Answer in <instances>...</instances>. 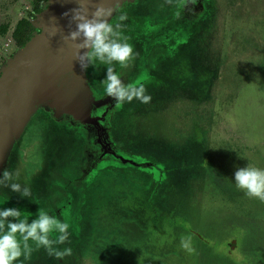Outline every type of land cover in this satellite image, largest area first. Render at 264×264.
<instances>
[{"label":"flooded vegetation","instance_id":"1","mask_svg":"<svg viewBox=\"0 0 264 264\" xmlns=\"http://www.w3.org/2000/svg\"><path fill=\"white\" fill-rule=\"evenodd\" d=\"M263 1H240L242 16L248 13L258 18V32L262 31L258 39L261 40H264ZM214 5V0H172L171 4L167 0H137L131 7L120 10L110 21L117 23L120 14L127 17L121 23L130 22L132 27L145 20H157L155 26L146 24L141 42L136 39L133 41L136 34L140 35L136 30L122 32L121 42L132 44L134 51L141 45L144 48L143 79L135 82L138 79L134 78L135 61L127 69L112 65L125 84H143L146 87L147 94L152 97L149 104L134 99L117 109L113 98L108 97L104 87L100 86L109 67L100 63L101 68L96 67L88 74L93 95L98 101L94 115L100 117V125L78 124L74 122L75 113L71 117L69 112L62 116L47 110L33 115L9 167L11 172L19 170L18 182L31 189L30 201L20 197L10 205L21 210L24 202L31 204L34 208L32 216L22 211L29 220L36 217L39 208L62 221L68 220L70 243L58 247H71L73 253L70 257L58 260L49 257L44 251L39 264H123L118 256L122 253L120 250L131 240H140L138 232L145 233L144 228H141L143 225L138 222L140 217H137L135 208L137 202L141 207L143 185L136 187L139 177L135 173L150 168L157 172L153 180L161 183L158 193L162 195L167 192L166 188L174 192L177 180L173 179L172 182L170 178L174 174L169 176L171 170L157 166L152 159L145 157L147 146L138 140L140 131L135 124L144 119L146 110L153 108L158 118L167 121L166 125L172 132L168 137L173 141L171 144L174 143L175 148L179 149L184 131L177 130L181 118L175 122L174 112L183 116L186 109L181 107L175 110L176 102L167 104L168 99L173 94H179L186 100L211 101L216 85H221L216 82L225 78L220 65L223 56L202 55L199 39L208 37ZM34 7L33 0L30 18L22 19L32 22L43 11L42 8L41 12L36 13ZM22 19L17 22L14 31ZM7 31V26H2L0 34H6ZM39 32L40 29L36 28L32 37ZM11 40L16 48L24 47L19 46L12 36ZM13 57L12 52L10 59ZM4 59L6 61L2 59L0 63L2 67H6L5 62L9 58L5 56ZM182 61L186 62L185 69L190 70L189 79L193 78L190 86L194 82L191 89L197 98H192L190 88L185 89V85H180L178 77L183 70ZM256 63L255 69H251L256 75L235 90V120L224 121L226 125L216 132L223 140L215 143L214 134L204 132V128L193 123H190L191 131L187 133L192 134L191 143L194 131L199 129L201 135L196 144L201 143L203 148V168L201 171L195 168L190 171V199L193 205L198 208V205L217 204L224 211L232 213V217L210 242L204 264H264V202L246 196L244 191L236 188L234 181L237 168L248 165L264 170V62ZM2 67L0 78L4 72ZM134 104L141 111L134 113ZM100 128H104L103 131ZM103 133L105 141L107 139L109 142L110 154L106 152L108 148L100 145L99 139L103 141ZM74 141H79L82 149L68 152L66 146ZM163 144L162 148L165 149L168 145L165 142ZM74 157L78 158V162L74 161ZM128 166L133 171L126 173L123 169ZM181 179H178L180 187ZM52 198L54 201H51ZM118 198L122 204L117 205L112 201ZM101 199L106 203L101 204ZM178 255L175 256L179 260L178 264H184V256ZM146 256L144 259L155 264H166L161 256L155 257L151 253Z\"/></svg>","mask_w":264,"mask_h":264},{"label":"rangeland","instance_id":"2","mask_svg":"<svg viewBox=\"0 0 264 264\" xmlns=\"http://www.w3.org/2000/svg\"><path fill=\"white\" fill-rule=\"evenodd\" d=\"M240 1L214 0V17L208 29V37L206 39H199V48L203 50L202 55L206 57H210L211 54H214L215 57L223 56L220 65L221 73L225 78L216 82V84L221 85L218 87L216 85L211 101L207 103L186 100L184 97H179V94H173V97L167 101V104L171 105L176 102L175 110L181 107L186 109L183 111V116H180L177 111L174 112L175 122H178V119L181 118L179 126L182 129L178 127L177 130L184 131V134H181L182 143H180L179 149L175 148L174 143L171 144L173 141L168 136L172 135V132L170 127L166 125L167 121L165 118L162 120L158 118L153 108L146 110L143 113L144 119L137 121L135 124L136 128L140 131L138 140L143 141L142 144L147 146L145 157H148V160L152 159L157 166L171 170L172 172L169 176L176 174V177L172 175L170 178L172 182L173 179L177 180V186L176 188L174 187V192H172V189L166 188L167 192L160 195L158 190L161 183H156L153 180L157 176L156 171L146 168L143 171L135 173V176L139 177V183H137L136 187L143 185L142 191L144 195L141 207H139V202H137L135 208L137 217H140L138 222L143 225L141 228H144L145 233L138 232L140 240H131L129 243H126L125 248L120 250L122 253L118 256L120 262H123V264H126V262L133 264H155V262L149 261V259H144L147 257L146 254L149 253L155 257L161 256V259H164L166 264H178L179 260L175 257L176 255L179 256L178 254L184 256V264H204L205 259H207V249L210 246V242H212L226 221L232 217V213L224 211L217 204L198 205V208L193 205L190 199V171L194 170V168L201 171L203 168V148L201 143L196 144L197 138H200L201 135L199 129L194 131V139H192L191 143L192 134L187 133L191 131V124L193 123L192 125L204 128V132L211 133V135L214 134L215 143L223 140L220 134L216 132L226 125V123H223L224 121L235 120L233 118V108L237 98L235 93L236 88L244 81L252 79L256 75L255 71H251V69L254 70L257 66L256 62H264V40L258 39V35L262 33V31L258 32V18L249 16L248 13L247 16H242L243 12ZM32 3L33 0H0V29L2 26H7L8 28L6 34H0V63L2 59L6 61L4 59L6 56L7 59L9 58L5 62L8 65L20 52L21 48L14 46L11 36L20 19L30 18ZM48 4V2L42 4L43 11L48 8ZM41 16V14L37 15L33 21L36 19L40 20ZM147 21L145 20L139 24L135 23L134 27H132L130 22L127 24L123 23V29L119 30L120 41H122V32L128 33L131 29H134L140 35L137 36L136 34L133 41L136 39L141 42L142 32L146 30V24L150 26L158 24L156 19ZM202 40H206L207 42L203 43ZM12 52L14 57L10 59ZM134 52L138 54L135 59L134 78L137 77L138 79L135 82H139L143 79V74H145L142 67L145 52L142 45L135 49ZM100 63L97 61L95 66H90L86 70L88 83V74H91L96 67L101 68ZM181 65H183V70L178 77L180 78V85L181 87L185 85V89L190 88L192 98H197V94L191 89L194 82H191L190 86V81L193 79H189L190 70L188 69L187 71L185 69L187 68L185 61H182ZM2 68L4 70L5 67L3 66ZM199 79L201 78L199 77ZM103 81L100 86L104 87ZM92 97L94 107L98 108V101L95 99L93 92ZM137 111L141 110L137 104H134V113ZM183 125H185L184 129ZM225 141L229 142L228 139H225ZM164 142L168 145L165 149L162 148ZM21 143L22 139L15 143L17 150ZM108 146L109 144H105L103 147L108 148ZM66 148H68V152H77L82 149L79 141L68 144ZM150 148L156 150H150ZM74 161L78 162V158L74 157ZM123 171L128 173L133 171V168L128 166ZM199 174L203 175V173ZM199 174L198 176H200ZM180 177L182 178L181 187L180 182H178ZM181 190L182 192H180ZM184 190L185 192L183 193ZM187 192L188 194H186ZM17 199H20L18 193L12 192L9 188H0V209L15 208L10 203H14ZM25 200L30 201V198H25ZM51 201H54V198ZM100 201L101 204L106 203L103 199ZM112 201L117 205L119 203L122 204L119 198ZM22 206L21 211L28 212L31 216L33 215L34 208L31 204L24 202ZM32 220H29V222ZM63 221L68 223V220L63 219ZM68 231L69 233L71 232L70 230ZM189 237L191 238V251H187L181 247L182 238L187 239ZM42 252H44L43 249L35 251L32 254L31 260L26 261L25 264H39L40 259H42Z\"/></svg>","mask_w":264,"mask_h":264},{"label":"clouds","instance_id":"3","mask_svg":"<svg viewBox=\"0 0 264 264\" xmlns=\"http://www.w3.org/2000/svg\"><path fill=\"white\" fill-rule=\"evenodd\" d=\"M78 7L65 12L71 14L69 24L75 23L76 27L63 37L64 42H71L75 49V59L79 61L81 70L95 66L99 61L109 65L106 78L103 81L105 93L113 98L115 107L119 109L124 103H131L134 99L142 104H149L152 97L147 94L146 87L127 83L121 79L119 73L112 65H119L122 69L129 68L137 57L134 48L127 42L119 39L122 23L127 19L120 14L118 22L113 24L109 18L113 13L120 11L117 0L111 6L103 3L97 5L89 16L88 0H77ZM169 4L172 0H167ZM79 41V42H77ZM82 49H89L81 54ZM20 172H11L5 169L0 176V188H9L18 193L21 198H30L31 189L22 186L18 181ZM234 181L238 190L244 191L250 198H258L264 202V170L251 166L237 168ZM70 225L55 215H50L44 209H38L36 218L29 222V218L17 208L0 209V264H25L30 261L35 251L43 249L49 257L63 260L70 257L71 247L60 249L59 245L70 243ZM191 238L181 240V247L191 251Z\"/></svg>","mask_w":264,"mask_h":264},{"label":"water","instance_id":"4","mask_svg":"<svg viewBox=\"0 0 264 264\" xmlns=\"http://www.w3.org/2000/svg\"><path fill=\"white\" fill-rule=\"evenodd\" d=\"M137 0H118L120 10L132 6ZM48 8L40 14L41 19L32 21L40 29L21 48L18 55L4 68L0 78V176L9 169L15 143L21 140L32 115L38 111H54L58 115L66 112L74 122L100 125L95 116L91 87L86 70H81L75 59V49L63 37L74 30L69 24L71 12L78 7L77 0H47ZM117 0H88L89 16L95 7L103 3L106 7ZM39 15V14H38ZM117 15L109 18V22ZM79 42V41H77ZM89 49H82L83 52ZM104 128H100L103 131ZM99 139L103 147L109 142ZM109 147V146H108ZM111 153L109 148L106 150Z\"/></svg>","mask_w":264,"mask_h":264},{"label":"trees","instance_id":"5","mask_svg":"<svg viewBox=\"0 0 264 264\" xmlns=\"http://www.w3.org/2000/svg\"><path fill=\"white\" fill-rule=\"evenodd\" d=\"M34 2H35L34 11L36 13H39L42 10V4L46 3L47 0H34ZM35 31L36 28L32 22H30L28 19H22L19 22L17 28L15 29L12 37L14 40H16L19 46L23 47L27 44V42H29Z\"/></svg>","mask_w":264,"mask_h":264}]
</instances>
